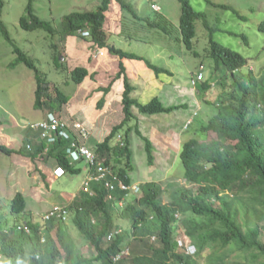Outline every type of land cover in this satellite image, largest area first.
I'll use <instances>...</instances> for the list:
<instances>
[{"label": "trees", "instance_id": "16d2710c", "mask_svg": "<svg viewBox=\"0 0 264 264\" xmlns=\"http://www.w3.org/2000/svg\"><path fill=\"white\" fill-rule=\"evenodd\" d=\"M116 1L125 13L131 14L140 21H147L126 0ZM111 2L112 0H102L101 5L94 10H78L65 15L61 38L66 41L67 37L78 36L92 42L93 48L100 50L107 48L110 53L121 59L145 60L143 56L127 52L110 42L105 22ZM180 2L182 5L180 32L187 50L195 52L196 23L201 20L210 34L208 57L221 67L224 73H231L237 85L235 84L233 91L226 92L220 99L216 115L206 122H194L189 128L191 132L197 131L200 137H192L183 144L181 159L186 179L199 186L196 192L182 190L170 204H163L161 199L163 189L161 185L154 183L150 189L147 188L144 196L138 198L137 204L131 203L128 206L129 218L135 234L139 235L138 239L150 244V237L157 235L159 244L158 247L150 245L153 249L152 256L138 255L137 262L132 260L131 263L196 264L194 255L175 250L177 247V240L174 237L175 223L178 219L176 214L180 213L185 216L182 219L184 235L196 246L197 255L209 247L213 250L212 264H264V242L260 239V231L263 229L261 221H264V77L257 79L252 71L248 74L242 71L238 75L239 70L246 65L247 58L215 40L214 32L217 28L210 24L207 12L197 10L190 0H180ZM207 2L216 7L233 9L227 4L212 0ZM3 6L4 2L0 0V31L13 45L16 54L10 67L15 68L23 63L34 70L37 84L35 109L44 110L46 115L56 110L62 111L71 96L61 89H57L55 97L52 96L45 74L35 60L15 43L3 21ZM161 22L163 21H148V24L167 31V25ZM20 26L27 31L45 30L47 36L55 40L53 36L56 30L50 21L44 20L35 12L33 0H28L25 13L20 18ZM260 30L264 32V22L260 25ZM232 34L239 36L237 33ZM243 37L246 40V37ZM51 48L56 68L69 71L74 83L80 85L88 76H92L87 66L69 69L67 64L61 61L63 57L59 43L52 41ZM145 61L156 75L162 73L172 75L169 69L158 66L150 60ZM122 77L125 87L122 97L124 119L111 130L102 143L98 144L97 151L107 156V163L113 155L118 159V164L125 160L127 168L131 169L133 131L144 141L149 163L152 164L154 160L152 142L141 133L138 125H131V121L137 120L134 108H137L140 114L152 115L171 113L181 106L166 105L158 96L146 104L139 102L132 96L135 86L131 83L122 61L116 78L108 86L99 87L98 90L106 95L114 80ZM207 79L204 73V79L198 82V87L204 91L210 84ZM237 92H241V95L236 96ZM103 102L104 98L98 102L97 107ZM35 123L37 120L30 122L31 125ZM32 129V127L28 129L24 146L19 150L0 144V151L8 155L18 153L32 160L36 159L45 144L40 141V132L37 129L34 132ZM122 130L126 134L124 147L113 144ZM68 144L66 140H59L47 156L54 157L68 172L80 173V169L69 166V161L65 158V148ZM29 145L31 146L28 147ZM117 174L126 183H131L132 179L126 167H120ZM92 187L95 194L91 196L81 192L70 205V211L73 227L95 251L93 258L89 259L77 253L78 245L65 223L53 220L42 228L40 222L32 221L33 212L29 210L26 195L20 191L11 199L10 213L14 220H19L22 215L28 220L14 225L9 224L5 216L0 218V258L4 256L5 264H93L94 261L98 264H115L113 260L122 249L124 236L118 235L113 240L107 241V235L115 227L118 217L115 222V207L112 202L106 200L107 191L104 185L93 183ZM227 192L236 200L245 201L248 214L255 219L252 224L246 221L248 224L246 230L237 220L238 208L234 206V200L223 197L222 194ZM151 217L155 221H151ZM93 218L96 223L92 222ZM154 223L155 228L152 226ZM225 249L229 251L227 254L222 252ZM237 249L247 253L246 259L242 262L229 258L231 252ZM126 262L127 259L124 258L118 264H126Z\"/></svg>", "mask_w": 264, "mask_h": 264}, {"label": "rangeland", "instance_id": "374dc122", "mask_svg": "<svg viewBox=\"0 0 264 264\" xmlns=\"http://www.w3.org/2000/svg\"><path fill=\"white\" fill-rule=\"evenodd\" d=\"M2 1L4 2L3 21L15 43L35 60L45 74V80L50 85L52 96L57 95V89H61L71 96V101L63 106L61 112L56 110V113H61L63 120L68 125H71L69 117L73 115L75 119L78 118L90 132L89 140L82 141V144L97 151V144L102 142L107 136L106 134L109 135L111 130L124 119L122 93L125 87L123 77L114 80L115 83L112 84L106 95L104 92L97 94L99 87L108 86L116 78L120 70L121 58L110 53L107 48L102 50L93 48L92 42L78 36L67 37L65 41L61 38V31L65 15L78 10H94L101 5L102 0H33L35 12L44 20L50 21L56 30V34L53 36L55 40L47 36L45 30L27 31L20 26V18L25 13L28 0ZM126 1L132 4L136 12L147 21L133 18L131 14L125 13L119 2L112 0L109 10L106 12L105 22V29L109 33L110 42L118 48L141 55L145 60H150L154 64L169 69L173 75L170 77L162 74L157 77L154 72H148V76L145 75L151 81L148 78L134 77L138 91L132 93V96H135L143 104L151 101L155 96L160 97L166 105L186 103V106L184 105L169 114L144 115L140 114L137 108H134L137 120L136 122H134L135 120L131 121V125H138L141 133L150 139L153 138L157 144H159L157 139L159 136L161 137L160 141L166 142L167 136L164 134H170L171 130L179 128L182 131L185 130L182 136L183 143L192 137H200L197 131L191 132L192 130H189L191 123H193L191 122L192 115L194 119L196 118L195 122H204V120L208 121L212 118L217 113V103L225 96L226 92L235 89L237 81L233 79L231 73H224L223 69L208 57L210 34L201 20L196 23L197 36L194 41L196 53L187 50L180 32L182 12L180 0ZM190 1L197 10L207 12L210 24L217 28L214 32L215 40L238 51L247 58V64L241 70L246 74L252 71L257 79H262L264 77V32L260 30V24L264 20V0H212L216 3L227 4L234 10L213 6L207 0ZM153 4L157 5L159 9L156 10ZM148 21H163L161 23L165 22L168 30L162 31L151 27ZM232 33H237L239 36ZM242 35L246 37V40ZM52 41L60 44L63 57L61 61L65 62L69 69L88 65L93 68L92 76H88L86 81L79 85L71 80L69 71L57 69L53 60ZM15 58L13 45L4 38L0 31V144L19 150L24 146L25 135L28 132L27 126L30 125L31 121L43 118L45 111L34 108L37 86L34 70L23 63L15 68L10 67ZM145 60L123 59L122 61L129 69L131 62L147 68L148 64ZM98 64L101 66L100 70ZM202 69L210 83L206 89L208 95L202 94L197 88L198 84L192 82V73ZM141 72L142 70H140ZM126 73L129 76L127 70ZM165 77H168V80H172V82L177 81L185 85L187 87L185 93L178 87L170 89V84H165V88L160 89L159 87L165 81ZM132 78H129L130 81ZM148 82L149 86L147 85ZM235 95L240 96L241 92H237ZM112 97L113 108L110 112H106ZM102 98H104V102L97 107ZM73 111L76 113L74 114ZM196 111L200 113L198 117L195 114ZM98 115H102V117L97 119ZM172 119H184V121L178 124L174 121L171 125ZM96 122L99 128H103L102 134H98L97 128L94 127ZM211 135L215 137L214 134ZM131 139L134 151V169L130 175L133 185L140 184L145 189L143 188L144 190L135 196L130 195L129 202L137 204V199L142 197L145 190L150 189L154 184L152 179H165V181L160 180L159 182L163 189L161 198L163 204H170L184 189L196 192L199 186L185 179L184 167L178 156L180 147L178 139H174V136L171 138V144L174 147L172 148L173 155H156L153 165L149 163L144 141L135 131L131 133ZM99 156L104 162H107V156L100 154ZM54 163L52 159L44 160L43 157H38L32 160L18 153L8 155L0 151V218L5 216L9 224L14 225L17 222L23 223L28 220L24 219L22 215L20 217L22 220L16 219V221L10 213L11 199L18 191L26 195L29 210L36 215L35 218L32 215L33 219H31L35 222L41 221L40 217L51 208L53 203L62 200L61 193L70 196L77 191L78 187L81 186L84 173H67L63 178L56 179L52 174L55 168ZM108 164L113 169L114 167L118 168V159L112 155ZM77 165L82 169L85 167L83 162L77 163ZM50 183H52L51 186ZM49 188L51 190H48ZM80 191L81 188L76 194H79ZM222 195L226 199L234 200V206L238 208L237 220L246 230L248 227L246 221L252 224L255 219L248 214L245 201L236 200L228 192ZM70 202H67L66 205H69ZM127 204L118 206L119 210L116 211L115 216L118 217L119 224H122L123 235H126L124 243L128 244L127 247L130 248V254L124 257L127 259L126 264H132L131 260L137 262L138 254L136 253L142 252L139 254L142 256L152 254L153 250L150 247L151 243L148 244L146 241L133 238L129 212L125 213ZM184 217L182 215L177 223L175 240H179L180 236L185 234V229L182 226ZM151 221L155 220L152 219ZM66 225L78 245L77 253L89 259L93 258L95 252L91 246H88L89 244H86L78 230L73 227L71 219ZM261 225L263 229L260 231V239L264 242V221H261ZM152 226L155 228V223ZM180 239L192 244L191 240L186 237ZM152 240L153 238H150L153 246L158 247V241L154 240L153 242ZM175 250L182 252L180 247ZM196 251V247H191V254L195 256L196 264H212L213 250L211 248H205L199 255L196 254ZM222 252L227 254L229 251L225 249ZM246 254L237 249L231 252L229 258L233 261L242 262L246 259ZM5 263L6 259L2 256L0 264ZM93 264H98V262L94 261Z\"/></svg>", "mask_w": 264, "mask_h": 264}, {"label": "clouds", "instance_id": "9594fccd", "mask_svg": "<svg viewBox=\"0 0 264 264\" xmlns=\"http://www.w3.org/2000/svg\"><path fill=\"white\" fill-rule=\"evenodd\" d=\"M154 5L155 4H153V7H154ZM157 6V5H156ZM157 9H159V8H157ZM156 9V10H157ZM263 22H264V20H263ZM261 25V24H260ZM263 32V31H262ZM122 59H124V58H122ZM122 59H121V61H122ZM129 59V58H128ZM137 60V59H136ZM144 61V60H143ZM123 62V61H122ZM247 64V63H246ZM157 65V64H156ZM158 66H160V65H158ZM161 67H163V66H161ZM150 68V67H149ZM151 69V68H150ZM152 70V69H151ZM153 72H154V70H152ZM239 72H242V70H239ZM155 73V72H154ZM227 73H229V72H227ZM199 74H201L202 75V77L201 78H199ZM248 74V73H247ZM157 76H160V75H157ZM192 82H193V84H198V82L199 81H201V80H203L204 79V71H203V69L202 70H198V71H195V72H193L192 73ZM208 80V79H207ZM199 85V84H198ZM198 85H197V88H198V90L200 91V92H202V94H207V92L208 91H206V89L207 88H205V91L203 90V89H200L199 87H198ZM208 95V94H207ZM263 101V100H262ZM262 101L260 102V104L262 103ZM219 103H220V101L217 103V107L219 106ZM259 104V105H260ZM176 105H178V104H176ZM186 106V103L185 104H183V102L182 103H180V105L179 106H181V107H183V106ZM188 105V104H187ZM61 112V111H60ZM51 114H53V115H55V116H57V117H59V118H61L62 120L64 119L63 118V115L61 114V113H56V111H54V112H49L46 116H45V118L44 119H39V120H37V122H42V121H45L46 119H48L49 118V115H51ZM158 114H164V113H158ZM167 114H169V113H167ZM195 114H196V116L198 117L199 116V114L200 113H198L197 111L195 112ZM153 115V114H152ZM216 115V114H215ZM214 116V115H213ZM212 116V117H213ZM77 118V117H76ZM196 119V118H195ZM195 119H194V117H193V115H192V120H191V122H195ZM64 122H65V120H63ZM205 121V120H204ZM70 122H71V125H68L66 122V124H67V126H68V129H70L71 131H73V137H70V138H64V137H59L58 139H57V141L56 142H54V143H49L48 141H46L45 139H43L42 137H41V131H39L40 132V141H41V143H44L45 144V147H44V149H43V151L39 154V156L38 157H43L44 158V160L45 159H52V161H54L55 163V168H54V170L52 171V174H53V177H55L56 179H61V178H63L64 176H66L67 175V173H70V172H68V170L65 168V167H63V166H61L60 164H59V162H57V160L54 158V157H52V156H47V154L48 153H50L51 152V150H52V147L60 140V141H63V140H66V141H68V146L65 148V158H67L68 159V161H69V166H71V167H74V168H79L80 169V172H83L84 173V178H83V180H82V182H81V186H79L78 187V189H77V191H79V189L81 188V191H80V193L81 192H83V193H85V194H89V195H94L95 194V191H94V189H93V183H100V184H103L104 185V188L106 189V191H107V195H106V200L107 201H110V202H112L113 203V205H114V207H115V213H116V211H118L119 209H118V206H122L124 203H128L127 204V207H126V211H125V213H127V212H129V210H128V206L131 204V202H129V200H128V198L130 197V195L131 196H135V194H138L140 191H142V190H144L143 188H142V186L143 185H140V184H134L133 185V181H131V183H126L125 181H124V179H122L118 174H117V172H118V169L120 168V167H126V169H127V172H128V174H129V177H131V175H130V173H131V171L134 169V151H133V147H132V139H131V149H132V151H133V158H132V161H131V169H129V168H127V166L125 165V160H123L122 161V163L121 164H119L118 165V168H116V167H114V169L107 163V162H104L103 161V159L99 156V154L100 155H102L101 153H98V151H96L95 149L94 150H91V149H89L86 145H84V144H82V141H88L89 140V138H90V132H89V136H88V138H86V139H83V138H81L79 135H78V133L77 132H75L74 130H73V128H74V124L75 123H77V122H79V123H81L80 121H79V119L77 118V119H75L74 118V116H72L71 118H70ZM206 122V121H205ZM193 123H191V125L193 124ZM31 125V124H30ZM30 125L29 126H27V128L28 129H30ZM190 125V126H191ZM187 127H189V126H187ZM88 130V129H87ZM32 131H34V132H36L35 130H33L32 129ZM184 131L185 130H183L182 131V136H183V133H184ZM38 133V132H37ZM107 136H108V134H107ZM107 136H105V138L107 137ZM145 137H147L146 135H144ZM125 137H126V134H125V131L124 130H122V132H120V133H118V135H117V137L115 138V140H116V142H115V140L113 141V144L114 145H119V146H125ZM180 137V136H179ZM148 138V137H147ZM74 139L75 140H77V142L80 144V145H82V146H85L86 148H88V150L93 154V156H94V160H93V162L92 161H90V160H88V158H87V155H85V154H76V155H72V154H70L69 152H68V149L69 148H71V145H72V142L74 141ZM151 142H152V144H153V155L156 157V155H155V147H154V143H153V141L150 139V138H148ZM105 140V139H104ZM103 140V141H104ZM102 141V142H103ZM102 142H99L98 144H100V143H102ZM98 144H97V146H96V149H97V147H98ZM183 141L181 142V144H180V147H179V149H178V156H179V158L181 159V153H182V150H183ZM164 153L166 152V150H164L163 151ZM163 153V154H164ZM160 155V154H159ZM165 155H170L169 154V152H167ZM103 156H105V155H103ZM37 157V158H38ZM155 157H154V159H155ZM181 161H182V159H181ZM80 162H83L84 164H85V167H84V169H82V168H80L78 165H77V163H80ZM154 164V160H153V162H152V164L151 165H153ZM182 164H183V162H182ZM100 167H107L110 171H111V175H106L105 177H103V178H96V177H98L99 175H100V172H99V168ZM183 167H184V164H183ZM58 170V171H57ZM72 174H78V173H72ZM184 175H185V168H184ZM46 177H47V175H46ZM132 179V178H131ZM185 179H186V177H185ZM55 180V179H54ZM154 182L153 183H156V184H159V185H161L159 182H160V180L161 181H165V179H162V178H159V179H152ZM187 180V179H186ZM107 181H110V182H112V184L114 185V188L113 189H110L109 187H107V185H106V183H107ZM188 181V180H187ZM88 182V189H86V183ZM150 182V181H149ZM189 182V181H188ZM142 184V183H141ZM50 185H52V183H50ZM184 190H188V189H184ZM77 191L75 192V199H77V197L80 195V193L79 194H76L77 193ZM145 192H146V190H145ZM144 192V193H145ZM143 196H144V194H143ZM140 198V197H139ZM74 199V200H75ZM74 200L72 201V202H70V201H66V200H64L63 202H61V203H54V204H52L51 205V208L50 209H48L45 213H43L42 214V216L40 217V219H41V221H39L40 223H41V226H42V228H45V226L49 223V222H51V221H53V220H55V221H61V222H63V223H68V220H70L71 218H72V212L70 211V205L74 202ZM138 200V199H137ZM126 201V202H125ZM67 202H70V203H68L69 205H66V203ZM33 215H34V213H33ZM35 216L36 215H34V218H35ZM181 214L180 213H177L176 214V217L180 220L181 219ZM177 219V222L175 223V229L177 228V223L179 222V220ZM131 220V219H130ZM151 220H152V217H151ZM92 222L93 223H96V220L93 218L92 219ZM115 222H116V216H115ZM131 230H132V235H133V238L134 239H137V240H139L138 239V237H139V235H136L135 234V229L133 228V226H132V223H131ZM79 232V231H78ZM80 234V233H79ZM118 235H123V230H122V224H119V222L117 221L116 222V225H115V227H113L112 228V231L111 232H109L108 233V235H107V241L109 242V241H111V240H113L115 237H117ZM111 236V237H110ZM124 236V240H125V236L126 235H123ZM174 237H175V235H174ZM182 237H185V235L184 236H180V238H182ZM150 238H153V242H154V240L156 241L157 239H158V236L157 235H152ZM179 238V240H177V247L176 248H178V247H180L181 249H182V252L183 253H186V254H190V255H192L191 253V247H196L195 245H193V244H190V243H188L187 241H184V240H182V239H180ZM187 238V237H186ZM124 240H123V244H122V249L118 252V254L117 255H115V257H114V260H113V263H115V264H118L120 261H122V259L126 256V255H129L130 254V248L129 247H127V246H129L128 244H126V243H124ZM84 241H85V239H84ZM86 242V241H85ZM151 244V246H153V244H152V242H150ZM192 243V242H191ZM86 244H87V242H86ZM93 249V248H92ZM152 249V248H151ZM153 250V249H152ZM127 251V253H123V252H126ZM93 252H95L94 251V249H93ZM177 252H179V251H177ZM197 252V251H196ZM123 253V254H122ZM119 254H121V257L119 258V259H116L117 258V256L119 255ZM136 254H142V252H138V253H136ZM153 255V252H152V254H147V255H142V256H152ZM83 256V255H82ZM94 256V255H93ZM132 261V260H131Z\"/></svg>", "mask_w": 264, "mask_h": 264}, {"label": "built area", "instance_id": "2783aa9c", "mask_svg": "<svg viewBox=\"0 0 264 264\" xmlns=\"http://www.w3.org/2000/svg\"><path fill=\"white\" fill-rule=\"evenodd\" d=\"M154 7L156 9L159 8L156 5H154ZM201 77H202V75L199 74V78H201ZM30 127H32L33 130L37 129V130L41 131V137L43 139H45L46 141H48L49 143L56 142L59 137H64V138L73 137V134H74L73 131L68 129L67 124L61 118H59L53 114L49 115V118L46 119L45 121L37 122L33 125H30ZM73 130L75 132H77L78 135L83 139H86L89 136V132H88L87 128L84 127V125L82 123H79V122L75 123ZM30 146L31 145H29L28 147H30ZM68 152L72 155L85 154V155H87L88 160H90L92 162L94 160V156L88 150V148L80 145L77 142V140H75V139L72 142L71 148L68 149ZM99 172H100V175L98 177H96L97 179L103 178L107 174L111 175V171L107 167H100ZM106 185L110 189L114 188V185L110 181H107ZM86 189H88V182L86 183ZM123 253H127V251L123 252ZM120 257H121V254H119L116 259H119Z\"/></svg>", "mask_w": 264, "mask_h": 264}, {"label": "crops", "instance_id": "0c3cea01", "mask_svg": "<svg viewBox=\"0 0 264 264\" xmlns=\"http://www.w3.org/2000/svg\"><path fill=\"white\" fill-rule=\"evenodd\" d=\"M172 58V56L170 57V59ZM125 60L126 59H128V58H124ZM123 60V59H122ZM131 60H136V59H131ZM126 64V63H125ZM88 66V65H87ZM126 66V65H125ZM88 69H89V71H90V74L92 73V71H93V68H90L89 66L87 67ZM98 68H99V70L101 69V66L98 64ZM126 70H127V72H129V76L130 77H133L132 78V80H131V83L135 86V90L133 91V93L135 92V91H138V85H137V89H136V83H135V79H134V77H139L140 79H142V78H144V79H146V78H148L147 76H148V72L149 73H152L153 71L152 70H150V68L149 67H147V68H144V67H142V66H137V64L136 63H133V62H131V64H130V66H129V69L127 68V66H126ZM140 70H142V72L140 73ZM149 70V71H148ZM145 74H147V76L145 75ZM162 74H164L165 76H170V77H172L173 75H170V74H165V73H162ZM161 74V75H162ZM160 75V76H161ZM129 77V78H130ZM157 77H159V76H157ZM161 78V77H160ZM87 79V78H86ZM149 79V81H151V79L150 78H148ZM86 81V80H85ZM84 81V82H85ZM115 82H113V84H114ZM165 84H170V89H172V87H178L180 90L182 89L183 91H184V93H185V89L187 88V87H185V85H183V84H180L179 82H172V80H168V77H165V81L164 82H162L161 83V86L159 87L160 89H164L165 88ZM148 86H149V82H148V84H147ZM118 86H120V85H118ZM102 87H104V86H102ZM99 93H102V91H100L99 90V92H97V94H99ZM122 97H123V93H122ZM135 97V96H134ZM186 97H187V95H186ZM112 99H113V97L111 98V102H110V104H109V108L106 110V112H110L111 110H112V108H113V101H112ZM70 101H71V99H70ZM69 101V102H70ZM164 102V101H163ZM171 105V104H170ZM102 111H105V110H102ZM73 113L75 114L76 112H74L73 111ZM69 114H71V113H69ZM46 116V114H44V116L43 117H45ZM73 116V115H72ZM102 117V115L100 116V115H98L97 116V119H100ZM69 118H71V117H69ZM42 119V118H41ZM84 119H86V118H84ZM39 120V119H38ZM175 121V122H174ZM183 121H184V119H182V120H180V119H172L171 121H170V124L172 125L173 124V122L174 123H183ZM97 122H98V120H97ZM97 122L95 123L96 125H94V127L95 128H97V132H98V134H102L103 133V128H99L98 127V125H97ZM105 131V130H104ZM171 133L170 134H164V135H166L167 136V141L166 142H162V141H160V139H161V137L159 136V138H157L158 140H159V144H157V143H155V141L153 140V138H151V140L153 141V143H154V147H155V155H159V154H163L164 152V150H166V152L164 153V154H166L167 152H169V154L170 155H173V149L172 148H174L173 147V144H171L172 143V140H171V138L174 136V139H178L180 142V144H181V142H182V129L181 128H179V129H176V130H171L170 131ZM108 133V132H107ZM107 135V134H106ZM145 135V134H144ZM180 136V137H179ZM51 186V185H50ZM48 190H51V188H49ZM60 196L62 197V200L60 201V202H55V203H61V202H63L64 200H66V201H73L74 199H75V192H73V194H70V196H68V194H66V193H64V194H60ZM54 204V203H53ZM49 208V207H48ZM35 215V214H34ZM89 246V245H88ZM90 247V246H89ZM93 250V249H92Z\"/></svg>", "mask_w": 264, "mask_h": 264}]
</instances>
